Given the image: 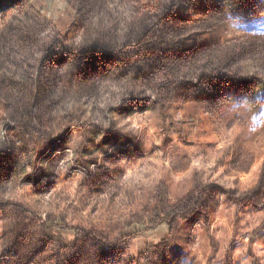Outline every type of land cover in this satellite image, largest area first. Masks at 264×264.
Masks as SVG:
<instances>
[{"label": "rangeland", "instance_id": "1", "mask_svg": "<svg viewBox=\"0 0 264 264\" xmlns=\"http://www.w3.org/2000/svg\"><path fill=\"white\" fill-rule=\"evenodd\" d=\"M101 263L264 264V0H0V264Z\"/></svg>", "mask_w": 264, "mask_h": 264}, {"label": "trees", "instance_id": "2", "mask_svg": "<svg viewBox=\"0 0 264 264\" xmlns=\"http://www.w3.org/2000/svg\"><path fill=\"white\" fill-rule=\"evenodd\" d=\"M104 262V261H103ZM101 264H107V263H101Z\"/></svg>", "mask_w": 264, "mask_h": 264}]
</instances>
